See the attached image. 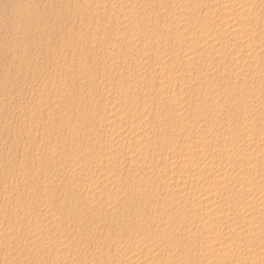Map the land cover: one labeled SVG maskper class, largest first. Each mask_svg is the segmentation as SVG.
<instances>
[{"label": "rangeland", "instance_id": "374dc122", "mask_svg": "<svg viewBox=\"0 0 264 264\" xmlns=\"http://www.w3.org/2000/svg\"><path fill=\"white\" fill-rule=\"evenodd\" d=\"M0 264H264V0H0Z\"/></svg>", "mask_w": 264, "mask_h": 264}, {"label": "bare ground", "instance_id": "6f19581e", "mask_svg": "<svg viewBox=\"0 0 264 264\" xmlns=\"http://www.w3.org/2000/svg\"><path fill=\"white\" fill-rule=\"evenodd\" d=\"M231 3H232V2H231ZM236 3H237V2H236ZM234 19H236V18H234ZM210 30H211V29H210ZM213 32H214V31H213ZM212 35H213V33H212ZM218 166H219V165H218ZM217 168H218V167H217ZM217 168H216V169H217ZM220 169H221V168H220ZM217 171H218V170H217ZM218 173H219V172H218ZM218 173H217V174H218ZM219 174H220V173H219ZM221 176H222V175H220L219 177H221ZM211 249H212V247H210V250H211Z\"/></svg>", "mask_w": 264, "mask_h": 264}]
</instances>
